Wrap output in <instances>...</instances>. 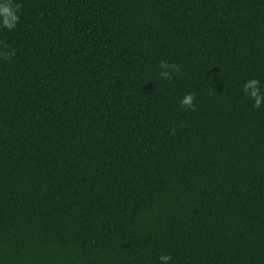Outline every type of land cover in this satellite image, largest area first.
I'll list each match as a JSON object with an SVG mask.
<instances>
[{"label":"trees","instance_id":"trees-1","mask_svg":"<svg viewBox=\"0 0 264 264\" xmlns=\"http://www.w3.org/2000/svg\"><path fill=\"white\" fill-rule=\"evenodd\" d=\"M12 3L0 264H264V0Z\"/></svg>","mask_w":264,"mask_h":264},{"label":"clouds","instance_id":"clouds-1","mask_svg":"<svg viewBox=\"0 0 264 264\" xmlns=\"http://www.w3.org/2000/svg\"><path fill=\"white\" fill-rule=\"evenodd\" d=\"M20 8V4H13L12 0H0V27H4L6 29H13L16 26V22L19 20L18 9ZM14 52V50H13ZM11 53H5L7 57ZM160 73L159 75L164 78H171V75L178 71V66L175 64H169L168 62L161 60L160 61ZM243 91L248 96V98L252 101V106L254 108L260 107L262 102H264V90H262L260 81L253 78L247 80L243 85ZM193 94L186 93L179 100V104L181 107L192 108L194 105ZM171 257L168 254H160L157 257L159 264H168Z\"/></svg>","mask_w":264,"mask_h":264}]
</instances>
